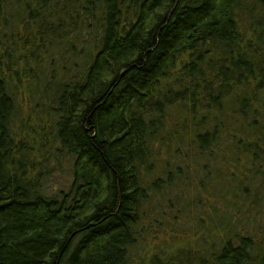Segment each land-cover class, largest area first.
I'll list each match as a JSON object with an SVG mask.
<instances>
[{"label": "trees", "instance_id": "16d2710c", "mask_svg": "<svg viewBox=\"0 0 264 264\" xmlns=\"http://www.w3.org/2000/svg\"><path fill=\"white\" fill-rule=\"evenodd\" d=\"M156 143L264 160V0H0V264H264L249 234L137 251Z\"/></svg>", "mask_w": 264, "mask_h": 264}, {"label": "rangeland", "instance_id": "374dc122", "mask_svg": "<svg viewBox=\"0 0 264 264\" xmlns=\"http://www.w3.org/2000/svg\"><path fill=\"white\" fill-rule=\"evenodd\" d=\"M33 117L31 110V120ZM46 139H50L48 135ZM46 149L44 156L50 159L44 186L52 194L67 187L71 174L66 154L55 159L49 153L51 147ZM193 152L183 157L167 149L166 144H155L149 180L165 179V169L173 177L170 183L164 181L159 190L149 192L140 222L144 239L139 241L137 251L158 246L169 253L187 247L192 254L208 256L221 240L235 233L249 234L264 245V160L244 156L224 159L221 155Z\"/></svg>", "mask_w": 264, "mask_h": 264}]
</instances>
